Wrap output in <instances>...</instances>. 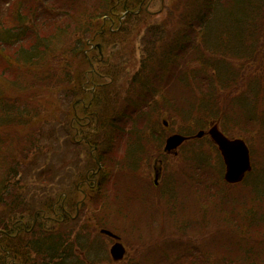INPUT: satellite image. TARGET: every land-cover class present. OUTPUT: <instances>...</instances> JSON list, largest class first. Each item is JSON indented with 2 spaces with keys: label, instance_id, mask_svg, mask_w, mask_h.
Here are the masks:
<instances>
[{
  "label": "rangeland",
  "instance_id": "rangeland-1",
  "mask_svg": "<svg viewBox=\"0 0 264 264\" xmlns=\"http://www.w3.org/2000/svg\"><path fill=\"white\" fill-rule=\"evenodd\" d=\"M19 1L12 0L11 6L7 3L3 13L7 16ZM181 2L182 0H144L140 14L132 13L134 16L131 18L134 30L132 34L118 35V38H124L119 40L124 44L117 43L115 36L110 38L112 40L110 42L107 34L106 37L104 34L97 37L102 41H96L97 44L92 46V49L96 51L99 48L98 43H102V48H105L102 58L105 56L108 59V67L110 64H116L119 68H124L133 64L136 59L139 60L147 53L146 50L143 52L145 45L142 44V36L148 32L147 28L155 33L159 22L168 17L169 35L176 29V24L181 20ZM109 3H114V0H109ZM76 4L80 12L74 19L80 20L84 12L103 11L106 2L76 0ZM172 7L176 10L172 11ZM50 8L54 10L58 8L55 0ZM106 17L116 18L118 15L111 14ZM126 18L127 15L120 13V21ZM50 20L51 17L47 19ZM102 20L103 17L99 19ZM113 20L118 24V19ZM62 22V17H59L57 23ZM45 24L40 25H43V31H48ZM49 28L51 29L50 26ZM107 39L110 45L109 43L106 45ZM62 40H65L63 42L66 44L69 43L68 36ZM6 53L11 54L12 51L7 50ZM204 53L208 54L206 51ZM95 55L98 57L100 53L95 52ZM5 56L8 57L6 54ZM256 60L241 61L237 65L240 82L230 88L233 89L232 93L230 89L223 91L219 95L220 100H216L220 102V109L224 114H216L213 107L209 106L208 110L190 113V106L194 105L197 94L192 89L184 92L182 89L184 86L180 87L176 82L177 87L169 94L175 101L168 103L165 95L156 98L155 103L160 110L155 109L147 113V116L137 117L134 127H129V131L121 140L119 138L112 143L108 155L106 152L109 157L103 161L102 178H97L93 188L95 192H90L88 202L84 203L79 214L81 216L82 212L83 216L88 215L90 220V217L97 218L98 226L92 223L91 229L96 228L99 231L103 227L112 228L122 237L128 248L127 259L123 264H264L263 130L259 131L258 127L251 126L242 119L246 115L244 103L252 105L257 113H264V70H260ZM88 61L90 60L80 62L77 57H72L64 62L73 65L74 68L85 66ZM63 64V61L58 59L45 60L40 63V67L22 63L17 66L19 74L15 80L10 78L0 80V89L6 96L5 100L11 101V104L18 102V105L36 110L40 114L39 117H35L37 114L28 112L29 118L26 120L28 123L22 125L17 122L15 126L0 127V139L3 138L7 140V144L10 142L12 145L6 144L7 147L1 149L0 190L10 176L8 169L13 167V163L18 159L23 158L21 149L17 147L26 145L31 135L38 129L44 130L47 135L42 138L44 146L36 155V164L46 172L51 171H48L46 176L49 181L51 175L55 177L54 181L50 182L47 179L40 180L37 175L34 179L28 180L29 176L27 177L25 173L29 171L34 173V170H31L33 166L29 169V163L16 162L14 166L18 167L20 174L11 181L13 192L2 198L0 191V206L7 204L23 212L32 210L34 214L37 210L42 211L52 204L53 198L59 201L62 191H66L69 193L71 205L74 206L70 208L71 214L76 215V201L83 198V194L78 193V185L96 162L72 131L56 124L62 114L58 110L63 105L70 107V101L54 89L53 84L48 87L44 80H51L52 74L59 76ZM104 65L95 63L96 67ZM38 81L43 82L35 83ZM105 81L108 83L97 88H101V93H111L115 88L121 92L124 87L127 88L126 83L130 85V80L126 78ZM191 94L194 98H191ZM234 96H240L244 102H240L238 109L230 108ZM164 98L166 105L163 102ZM208 104L211 102L208 101ZM164 120L170 121L168 127L164 126ZM215 123L230 136L244 137L249 141L254 170L251 172L252 176H248L249 179L240 184L230 185L224 180L223 159L217 147L212 145L209 136L187 142L178 155L164 154L166 138L177 130L181 134L196 135L202 129L208 130ZM67 133L69 137L66 136ZM103 138L102 133L101 140ZM198 151L202 153L199 158ZM196 158L205 163L201 167H204L208 174L214 175L215 172L213 177L215 182L209 186V190L219 193L220 199L207 196L208 194L203 192L208 191L203 182H199L198 179L194 182ZM156 166L162 167L159 185L155 184ZM218 171L221 172L222 180L216 178ZM259 172L261 175L257 183H254L252 177ZM202 173L200 180L204 178ZM13 183L20 188H23L24 184L27 186L31 196L27 199L22 197L21 200L28 204L15 199L17 189ZM91 188L84 189L89 192L88 189ZM246 198L248 199L245 200ZM85 208H88L87 212ZM249 220H254L255 223L245 229L247 226L244 227V224ZM251 235L255 237L252 239ZM233 239L235 241H231ZM240 239L241 241L237 242ZM94 244L96 254L91 256V259L99 260V264H113L110 254L113 240L102 235ZM13 245L16 246V243L13 242ZM199 248H204L201 250V253H205L204 256L198 253ZM197 256L208 259L206 261L201 258L200 262Z\"/></svg>",
  "mask_w": 264,
  "mask_h": 264
},
{
  "label": "trees",
  "instance_id": "trees-1",
  "mask_svg": "<svg viewBox=\"0 0 264 264\" xmlns=\"http://www.w3.org/2000/svg\"><path fill=\"white\" fill-rule=\"evenodd\" d=\"M108 1L105 0L103 11L84 12L83 18L76 20L74 17L80 12L76 0H55L58 6L55 10L50 8L53 0H20L7 16L3 13L5 5L8 3L11 6L13 2L0 0V62H2L0 80L7 78L15 80L19 74L17 66L22 63L40 67V63L48 59L63 61L59 76L52 74L51 80H44L48 87L53 84V88L70 101V107L63 105L58 110L62 114L56 124L67 127L74 135L75 132L71 127H85L80 131V140L85 141L84 146L88 152L97 146L98 150L95 154L99 159L97 164H103L102 162L109 157L107 155L111 151L112 143H115L116 139L121 140L129 130L130 124L127 123L131 122L134 127L137 117L147 116L151 109L160 110L156 107L154 98L160 94L161 98L165 95L168 103L175 101L169 94L174 87H177L176 82L180 87H185L182 88L184 92L190 89L196 92L194 105L189 109H192V113L208 110L209 106L213 107V112L216 114H224L220 109V102L217 101L220 100L219 95L223 91H228L240 82L237 65L243 60L257 59L260 70H264V0H182L181 20L176 24V29L169 35L168 17L159 22L155 33L147 28L148 32L141 36L142 44L145 45L143 52L146 50L148 55L144 53L139 60L136 59L133 64L124 68H119L116 64V66L110 64L108 67V59L97 57L95 55L97 50H93L92 46L100 40L97 37L104 34L105 37L107 34L110 42H112L110 38L115 36L117 43L124 44L119 41L124 38H118V35L132 34L134 31L132 13L140 14L144 0H114L112 4H108ZM171 9L176 10L174 7ZM120 13L127 15L129 19L120 21ZM111 14H117L118 17H106ZM49 17L51 20L47 21ZM59 17H62V24L57 23ZM101 17L103 20L99 21ZM113 19H118V24ZM40 24H45L48 31H43L44 27ZM96 28L99 32L95 30ZM65 36L69 37L67 44L62 40ZM108 39L106 45L108 43L110 45ZM131 46L136 50L133 45ZM7 50H11L12 53H6ZM205 51L208 54H205ZM72 57H77L80 62L90 61L85 66L73 68V65L64 62ZM97 59L99 64L102 62L105 65L93 70L91 62H96ZM120 78L130 80V85L126 83L127 88L124 87L121 92L115 88L111 93H101V88L97 89L108 83L105 80L118 81ZM232 90L229 91L232 93ZM4 98L6 99V96L0 89V127L15 126L17 122L22 125L28 123L26 121L29 118L28 112L37 114L35 117L40 116L38 111L26 109L23 105H18V102L11 104V101ZM191 98H194L193 94ZM208 101L211 104L207 105ZM163 102L164 105L167 104L165 98ZM240 102L244 103L240 96H234L230 108L238 109ZM244 104L246 115L242 119L249 125L258 127L259 131L263 130L264 137V113H257L252 105ZM121 108L123 109L120 111ZM145 108L149 111L143 112ZM241 110L243 111V107ZM102 133L103 140H101ZM46 135L44 130L38 129L37 132L35 130L26 145L17 147L21 149L23 158L16 162L29 163V169L33 166L31 170H34V173L31 171L25 173L27 177L29 176L28 180L34 179L37 175L40 180L49 181L46 176L51 171L46 172L36 164V155L44 146L42 138ZM6 142L7 140L0 139V155L1 149L7 145L12 146L10 142L8 144ZM201 154L198 151L197 158L201 157ZM197 158L194 163L197 166L194 182L197 179L203 182L208 190L203 192L208 194L207 196L220 199L219 193L209 190V186L215 182L213 179L215 172L212 171L214 175L208 174L204 167H201L205 163ZM16 162L13 163L14 168L8 169L10 176L0 190L1 196L5 189L11 188L12 179L20 174L18 167L14 166ZM200 171L201 173L204 171L202 180H200ZM217 174L216 178L222 180L221 172L218 171ZM260 175V172L254 175L252 181L257 183ZM49 179L54 181L55 177L51 175ZM14 187L18 191L28 192L25 184L23 188L16 184ZM21 198L22 196L18 195L15 197L16 200L28 204ZM47 207L50 208V204ZM254 223V220L247 221L244 224V227L247 226L245 229L252 227ZM51 229L52 234L55 235V227L52 226ZM64 229V237L59 234L56 239L58 243L67 245L69 257L66 264H78L79 259L74 254V246L77 244L86 250L90 264H99V260L91 259L96 252L88 236L84 235L80 238V234L76 235V229L70 228V225L69 228ZM250 237L253 239L255 236ZM56 239L53 240V245ZM240 241L241 239L237 242ZM8 247L12 249L13 242H10ZM199 250L198 253H201L204 248ZM203 256L196 258L200 262H202L201 258L207 261L208 257L203 258Z\"/></svg>",
  "mask_w": 264,
  "mask_h": 264
},
{
  "label": "flooded vegetation",
  "instance_id": "flooded-vegetation-1",
  "mask_svg": "<svg viewBox=\"0 0 264 264\" xmlns=\"http://www.w3.org/2000/svg\"><path fill=\"white\" fill-rule=\"evenodd\" d=\"M156 171L160 177L162 167L156 166ZM98 172L99 170H94L92 167L78 185V193H82L83 198L76 201V215L71 214L70 208H74V206L71 205L69 193L66 191H62L59 201L53 198L52 202L54 203L50 206L51 211L43 210L41 216L33 214L32 210L23 212L15 206L7 204L0 206V264H5V262L7 264H66L69 257L67 245L58 243L56 238L59 234L64 237V228L77 222L87 230V235L90 233L92 223H96L98 226L97 218L90 217V220L88 215L83 216L82 212L81 216L79 214L84 203L88 202L90 192H95L93 189L95 184L91 189H88L89 192L84 188L91 187L99 177ZM159 182L158 179L155 184L159 185ZM95 202L96 200L92 202V205ZM84 210L87 212L88 208ZM77 218L80 220H76ZM52 226L55 227V235L52 234ZM54 239H56L55 245H53ZM111 239L115 242V238L111 237ZM108 241L110 242V240ZM10 242L16 243L12 249L8 247ZM77 252L88 263L85 252L82 250H77Z\"/></svg>",
  "mask_w": 264,
  "mask_h": 264
},
{
  "label": "water",
  "instance_id": "water-1",
  "mask_svg": "<svg viewBox=\"0 0 264 264\" xmlns=\"http://www.w3.org/2000/svg\"><path fill=\"white\" fill-rule=\"evenodd\" d=\"M205 131L198 133V137H202ZM209 134L213 140L218 144L226 164L225 178L229 182L241 181L246 172L252 168L251 155L247 143L243 139H230L223 132L220 131L218 125L214 126ZM187 137L182 135H175L168 140V148H174L183 143ZM112 252L114 256L121 259L124 256L125 249L117 244L113 247Z\"/></svg>",
  "mask_w": 264,
  "mask_h": 264
}]
</instances>
